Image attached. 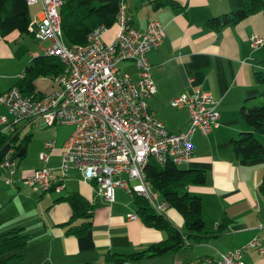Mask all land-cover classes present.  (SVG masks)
<instances>
[{
    "label": "crops",
    "instance_id": "obj_1",
    "mask_svg": "<svg viewBox=\"0 0 264 264\" xmlns=\"http://www.w3.org/2000/svg\"><path fill=\"white\" fill-rule=\"evenodd\" d=\"M118 1L125 7L128 23L135 30L144 31L151 20L165 26L162 43L147 55L149 76L155 88L154 95L147 101L151 114L168 132H186L189 113L184 107H171V102L181 93L191 94L197 88L210 94L215 102L214 111L219 115L217 129L205 136L198 131L190 136L193 156L190 161L183 162L186 169L198 168L205 172V185L189 190L200 196L204 228L210 235L178 252L161 257L148 256L139 263L187 264L200 263L205 258L217 261L219 254L246 247L252 238L264 240V199L257 187L264 175V158L240 161L230 149L231 140L251 130L242 122L239 108L256 100L264 91V84L254 79L256 70L264 65L263 14L255 13L237 25L213 33L207 29L205 21L227 13L228 0H174V6L156 9L154 0ZM41 10V3L29 6L30 28L33 29L30 34L11 33L4 39L0 36V92L10 89L21 77L24 65L36 57L34 54L44 55L42 50L49 46V42L40 46L33 37ZM116 31L117 27L113 26L102 38L108 42ZM254 37L259 38L260 43L252 47L250 39ZM120 73L137 79V71L130 61L121 63ZM51 90L56 92L58 88ZM3 115L8 117L0 104V117ZM21 122L41 126L39 120ZM58 127L68 130L60 137L54 133V151L48 155L46 168L60 178L59 191L37 195L39 191L24 183L30 173L42 167L37 157L44 150V141L50 140L49 133L41 135L37 142L32 154L33 164L20 168L15 165L13 174L0 168V240L6 232L18 228L27 236L24 257L8 260L7 264H122L124 255L145 251L149 245L165 239L163 232L145 227L136 216L134 220L127 218L136 214V205L134 213L130 210L121 214L113 212L116 200L129 196L122 188L114 190L113 203L106 204L96 187L83 180L82 170L68 168L64 174L58 170L63 143L73 131L69 125ZM254 136L264 148V136ZM28 150L27 147L23 159ZM70 192L85 197L92 207L91 228L79 238L64 234L62 225L70 217L71 208L63 202L55 203L57 198ZM165 212L167 214L162 215L182 230L183 221L175 211L166 209ZM82 221H76L75 225L79 226ZM219 226L223 227L220 232ZM110 254L115 255V260L105 258ZM242 261L243 264H264V254L246 248Z\"/></svg>",
    "mask_w": 264,
    "mask_h": 264
},
{
    "label": "built area",
    "instance_id": "obj_2",
    "mask_svg": "<svg viewBox=\"0 0 264 264\" xmlns=\"http://www.w3.org/2000/svg\"><path fill=\"white\" fill-rule=\"evenodd\" d=\"M24 1L27 6L41 3L33 37L40 46L49 42L48 49L42 52L57 57L63 71L43 77L58 88L51 94L36 90L22 94L15 85L0 92V104L8 114V117H0V134H5L8 140L13 139L19 135L15 129L21 121L39 120L47 128L69 125L73 131L64 141L60 153L58 170L61 173L67 172L68 168L82 170L83 180L96 187L97 194L106 204L113 203L114 190L122 188L130 197L136 195L147 200L155 213H164L167 205L144 179L145 165L155 162L163 166L172 162L180 166L190 161L193 156L190 136L195 131L202 136L208 135L219 126V115L214 111L215 102L210 94L194 88L191 94L181 93L174 98L171 107H184L189 113V129L177 134L168 132L151 114L147 102L155 93L147 55L162 43L165 26L151 20L144 31H137L129 25L125 7L119 5L112 25L117 31L112 40L106 42L102 38L110 28L100 24L87 34L85 44L66 46L59 41L63 37L59 15L63 0ZM258 43L259 38L250 39V46L255 47ZM127 61L137 71L136 80L120 75V65ZM53 140L44 141V150L38 155L42 167L24 180L35 191L61 189L58 175L46 168L48 155L54 151ZM9 146L0 168L13 174L15 150L11 144ZM132 179L139 184L130 187L128 181ZM134 217L127 218L134 220ZM246 248H253L263 255L264 240L252 238L246 247L219 254L217 261L205 258L200 263L243 264ZM123 264L140 263L128 261Z\"/></svg>",
    "mask_w": 264,
    "mask_h": 264
},
{
    "label": "trees",
    "instance_id": "obj_3",
    "mask_svg": "<svg viewBox=\"0 0 264 264\" xmlns=\"http://www.w3.org/2000/svg\"><path fill=\"white\" fill-rule=\"evenodd\" d=\"M156 8L174 6V0H154ZM228 12L222 15L206 20L207 29L213 33L222 31L229 25H237L242 19L253 16L255 13H262L264 16V0H228ZM118 0H63L59 15H61V31L63 39L68 45L85 44L87 34L99 27L100 24L107 28H112L114 17L119 9ZM29 6L24 0H0V36L7 38L11 33L23 35L30 34L31 25ZM264 19V17H263ZM62 62L54 55L37 54L32 60L24 65V70L14 85L19 92L26 94L35 90V82L39 77L43 78L51 74L58 75L63 71ZM256 83L264 84V65L254 73ZM239 114L242 122L251 130L240 133L238 138L230 142V149L238 160L247 162L248 160H258L264 158V148L261 142H258L256 136H264V91L258 98L252 102L245 103L239 108ZM19 135L8 140L5 134H0V165L2 157L11 146L15 153L12 158L15 160V154L26 150L31 135L20 139ZM22 157H16L21 160ZM205 172L196 169H180L167 162L163 166L150 162L145 165L144 179H147L152 186V190L158 193L168 209L174 210L176 215L183 221L182 230L175 228L162 213L157 214L148 205L147 200L141 196L132 197L136 205L135 216L139 218L145 227L161 231L166 238L159 243L149 245L145 251L135 252L125 257L121 262H140L145 257H161L168 253L178 252L182 248L199 243V240L207 238L210 233L204 228V221L201 215L202 205L200 196L190 192L189 188L204 186L206 181ZM264 174V172H263ZM259 195L264 199V175L261 183L257 186ZM63 202L71 208V215L62 226L64 234H72L79 238L91 228L92 225V207L89 202L77 193H68L67 196L57 198L55 203ZM84 220L79 226L75 223L78 220ZM225 223V222H224ZM223 223V224H224ZM223 227L219 226L218 232ZM21 228L13 229L2 235L0 240V264H7V261L20 259L24 257V246L27 243V236L24 235ZM115 255L110 254L105 258L115 260ZM122 257V258H123ZM119 262V261H118Z\"/></svg>",
    "mask_w": 264,
    "mask_h": 264
},
{
    "label": "rangeland",
    "instance_id": "obj_4",
    "mask_svg": "<svg viewBox=\"0 0 264 264\" xmlns=\"http://www.w3.org/2000/svg\"><path fill=\"white\" fill-rule=\"evenodd\" d=\"M59 41H61V43H63L64 45L68 46L67 42L62 38L59 39ZM48 47L44 48L42 51H45L47 50ZM132 72V71H131ZM35 87L37 90H40L42 94H50L51 93V89H53L54 87V90L57 89V87L55 86L54 83H50L48 82L47 80L39 77L37 79V81L35 82ZM36 90V91H37ZM41 123V126L40 127H37V126H31L30 124H24L22 122H19L18 125H16V132L19 133V138L20 139H23L25 138L27 135H31V140L35 141V142H28V155L21 160V162L19 161L18 158L15 157V160H14V163L15 165L19 166V168L22 166H24L25 164H29V163H34V159L33 158V153L35 151V149L37 148V142L39 141L41 135L43 134H48L49 133V137L51 140H53V136H54V133L56 134V136L60 137V136H64L66 135L67 133V130L68 128L64 129V128H59V127H53V128H46L42 122L40 121ZM36 125H38V123H35ZM25 126V127H24ZM38 158V157H37ZM21 163V164H20ZM180 169H185L186 168V165L183 164V165H180L178 166ZM122 178H124L123 176H121ZM137 185L139 184V182L136 180V179H132L130 181H128V185L130 187H132V185ZM30 189L32 190V188H29V191ZM41 192L39 191L37 195H39ZM124 197V196H123ZM131 198L128 196L124 197V200H116V203H114V207H113V212L114 213H117V214H121V212H127V210H130L132 211V213H134V210H135V205H133L131 203ZM125 204V205H124ZM167 213L164 212V215H166ZM141 264V263H140Z\"/></svg>",
    "mask_w": 264,
    "mask_h": 264
},
{
    "label": "water",
    "instance_id": "obj_5",
    "mask_svg": "<svg viewBox=\"0 0 264 264\" xmlns=\"http://www.w3.org/2000/svg\"><path fill=\"white\" fill-rule=\"evenodd\" d=\"M24 155V151H21L20 153L15 154V157H22Z\"/></svg>",
    "mask_w": 264,
    "mask_h": 264
}]
</instances>
